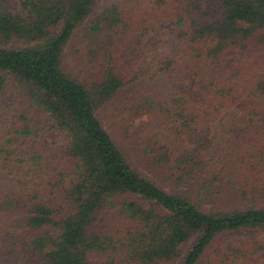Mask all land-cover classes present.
Segmentation results:
<instances>
[{
  "label": "trees",
  "instance_id": "16d2710c",
  "mask_svg": "<svg viewBox=\"0 0 264 264\" xmlns=\"http://www.w3.org/2000/svg\"><path fill=\"white\" fill-rule=\"evenodd\" d=\"M108 2L0 0V264H261L264 0Z\"/></svg>",
  "mask_w": 264,
  "mask_h": 264
},
{
  "label": "rangeland",
  "instance_id": "374dc122",
  "mask_svg": "<svg viewBox=\"0 0 264 264\" xmlns=\"http://www.w3.org/2000/svg\"><path fill=\"white\" fill-rule=\"evenodd\" d=\"M108 0H100V3L98 4L96 11L101 10L103 7H105L108 4ZM88 24V22H87ZM7 99L3 102V103H7ZM112 109V108H111ZM116 110L114 109L113 112L110 115H115V118H113L115 126L114 125H110L108 122H106V124H108V127L110 129V131L113 134V137L115 139V141L123 148L130 152L129 153L131 155V158L133 160V162L140 167L141 169H143L148 175H150L153 178L154 177V173H158V171L155 169V167L150 166L148 164V162H146V158H144L142 156V151H143V147L145 146V142H139L140 138H144L146 135H150V134H158V136L160 138H162V140H164V142H168L171 145L172 142V135L166 132L165 126L164 124L159 125V123L155 120H152L149 118V116H145L143 119L141 117H137L136 119H133L131 117L130 121L131 123L129 124V134H130V139L134 140L133 143V148L131 147V145H127L125 143V139L123 137H121V131L123 128H125V118L127 116H131L129 113L128 115H120L119 117L116 116ZM110 116H108L109 118ZM109 120V119H107ZM212 135L214 136V141H215V148H220L221 150H225L227 147V142L231 141V139L233 138V134L230 133L228 135V137H226L225 139H223V136L221 133L218 134V127L217 124L212 125ZM260 141V138L258 137L257 139L253 140V139H248L247 145H246V149L247 151H250L254 142H258ZM228 146V145H227ZM214 149V148H213ZM213 149L210 150L213 151ZM260 158H262V160H264V157H262L261 154ZM159 170V169H158ZM244 176L247 177L248 179L253 177L254 181H255V185L258 186V188L260 190L263 191L264 188V161L261 162V164L259 162L255 163L254 166H250L247 167L245 172H244ZM165 181V180H164ZM167 183L166 188L170 189L171 188V183L169 181H165ZM253 184L250 183L249 181L246 182V187L248 190H251L253 188L252 186ZM256 201L255 202H263L264 203V196H262L261 194H257L256 195ZM236 200V199H235ZM231 202H235L233 199H227L226 202H224V204L230 205ZM210 206H208L209 208ZM252 237V232L251 231H242L241 234H238L237 236H235L234 238L237 239H242V240H249ZM194 240L192 239L191 241L187 242L184 246H183V252L186 253L190 247L192 246ZM207 264V263H205ZM264 264V261L261 263Z\"/></svg>",
  "mask_w": 264,
  "mask_h": 264
}]
</instances>
